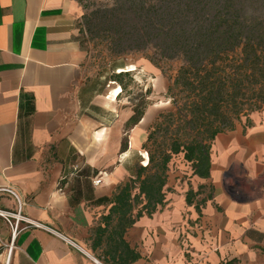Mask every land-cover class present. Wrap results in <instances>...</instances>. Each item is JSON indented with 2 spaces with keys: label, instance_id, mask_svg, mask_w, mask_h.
<instances>
[{
  "label": "crops",
  "instance_id": "obj_1",
  "mask_svg": "<svg viewBox=\"0 0 264 264\" xmlns=\"http://www.w3.org/2000/svg\"><path fill=\"white\" fill-rule=\"evenodd\" d=\"M81 13L77 0H0V187L51 229L21 230L9 264H222L264 251V109L215 136L208 177L179 153L162 204L140 212L135 187L119 210L156 116L131 123L136 99L90 72ZM0 207L15 198L0 192ZM10 235L0 218V264Z\"/></svg>",
  "mask_w": 264,
  "mask_h": 264
},
{
  "label": "trees",
  "instance_id": "obj_2",
  "mask_svg": "<svg viewBox=\"0 0 264 264\" xmlns=\"http://www.w3.org/2000/svg\"><path fill=\"white\" fill-rule=\"evenodd\" d=\"M242 1L227 0L211 13L207 3L189 0L171 14L172 21L179 25L169 24L166 28L171 35L166 49L180 51L181 55L180 65L166 88L174 110L159 113L150 126L143 144L147 164L136 179L120 188L116 195L119 210L130 208L131 190L135 187L138 193L134 202L141 196L145 201L140 212L150 214L162 204L168 164L179 153L194 174L208 177L209 149L215 136L232 128V121L240 118L244 105L249 109L242 114L245 116L264 109V19L245 12ZM102 13L105 33L118 34L119 26L107 21L109 12ZM190 19L192 25L187 26ZM108 47L114 51L117 46L112 42ZM127 73L113 75L122 90L125 85L121 77ZM142 114L143 110L136 108L130 122L136 123ZM162 124L165 126L161 128ZM157 131L161 133L158 139Z\"/></svg>",
  "mask_w": 264,
  "mask_h": 264
},
{
  "label": "rangeland",
  "instance_id": "obj_3",
  "mask_svg": "<svg viewBox=\"0 0 264 264\" xmlns=\"http://www.w3.org/2000/svg\"><path fill=\"white\" fill-rule=\"evenodd\" d=\"M77 1L82 8L79 35L85 51V63L90 72L102 75L104 80L113 79V75L118 72H128L121 77L125 85L123 94L129 99H136V108L143 111L147 108V114L152 116L174 110L166 88L169 77L174 75L180 65L181 55L180 51L166 49L171 36L166 28L171 24L179 25V22L172 21L171 14L189 0ZM226 2L227 0H201L199 3H207L206 6H211L213 13ZM260 2L264 0H243L244 11L264 19V3ZM105 10L110 14L107 21L119 26L118 34L111 36L103 30L104 20L100 17ZM185 18L189 19L187 15ZM186 25H192V19ZM112 42L117 46L114 51L108 47ZM248 110L244 105L240 118ZM260 110L262 109L252 112ZM240 118L234 119L233 124ZM163 126L165 125L162 124L161 128ZM155 137L158 139L161 133L157 131ZM231 264H264V251H256L252 257L232 259Z\"/></svg>",
  "mask_w": 264,
  "mask_h": 264
},
{
  "label": "built area",
  "instance_id": "obj_4",
  "mask_svg": "<svg viewBox=\"0 0 264 264\" xmlns=\"http://www.w3.org/2000/svg\"><path fill=\"white\" fill-rule=\"evenodd\" d=\"M100 180H101L100 178L95 177L92 181H93V184H98ZM0 192L8 193L9 195L13 196L16 200V207L14 210L5 209V208L0 207V218H2L5 221V223L7 224L11 232L10 242L8 244L7 257L5 259V262L3 263V264H9V258H10L12 249L14 247L15 237L21 230L29 228V227H33V226L40 227V228L43 227L48 230H51V229L47 228L46 226H43L42 224L32 221L23 213L22 203L18 199L15 191L10 186H1Z\"/></svg>",
  "mask_w": 264,
  "mask_h": 264
}]
</instances>
